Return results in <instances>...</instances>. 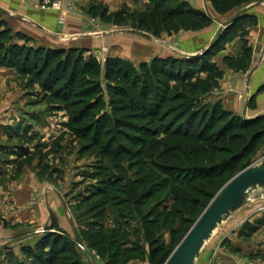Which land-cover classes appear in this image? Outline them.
<instances>
[{"label":"rangeland","instance_id":"374dc122","mask_svg":"<svg viewBox=\"0 0 264 264\" xmlns=\"http://www.w3.org/2000/svg\"><path fill=\"white\" fill-rule=\"evenodd\" d=\"M26 1L30 8L57 12V28L70 29H49L44 37L38 36L41 41L62 34L78 35V38L81 34L87 38L106 35L108 43L113 42L109 44L110 48L102 43L92 52L85 49L89 51L87 55L95 56L104 64L107 58L121 53L118 58L130 61L136 66L151 62L156 57H194L183 55L181 51L188 53L200 48L199 51L204 53L231 23L227 21H233L237 15L244 12L264 14V0H258L232 11L229 15H215L217 18L213 19L211 27L193 30L183 18H164L170 10L174 11L172 14L178 13L183 2L190 3L192 7L198 2L205 6L202 11L216 13L210 1L167 0L163 2L164 8L159 9V20L153 21V29L156 32L150 33L137 27L136 16L144 13L153 0H113V5L119 4L117 8L110 6L105 0H59L60 6L43 5L41 0ZM0 11L4 20H9L8 17L5 19L6 16ZM62 12H65L63 21ZM118 13L120 14L116 17L115 14ZM8 20L6 22L9 24ZM258 31L259 29L255 28L250 31L249 41L254 53L252 65L246 72H237L229 68L224 61V58L237 57L240 51L239 39L228 44L224 51L213 58L220 67L223 78L209 95L203 97L204 103L221 102L228 109L225 102V91L231 88V85L227 86L226 83L228 74H237L245 78V90L236 95V100L242 106H256V97L264 94V91L258 92L260 88L256 90L253 86V83L258 82L256 76L264 75V43L256 40L255 33ZM30 39V45L34 47L70 49L49 47L48 45L52 44L49 43L50 39L45 45ZM56 39L51 38V41L55 43ZM15 42L24 43L17 37ZM198 78L208 80L206 75L198 74ZM173 84L172 87H178L179 91L173 89L171 94H180L183 89ZM207 84L211 85V81ZM196 92L194 94H199L198 90ZM86 100L87 98L82 106L86 104ZM102 101L104 106H108L107 98ZM78 110L46 93L33 76L22 75L0 63V264H10V254L18 256L22 261L26 260L20 252L21 248L33 247L46 234H58L54 222L56 227L63 230L75 243L73 249L80 256L82 264H106V260L102 259L96 250H91V240L85 235L89 231L92 234L102 231L107 235L109 241L114 243L113 252L120 246L123 248V243L138 250L136 253L125 254L117 264L148 263L149 244L145 240V231L136 214V218L129 214L122 219L121 213L126 211L127 214L129 210L125 206L117 205H107L100 212L94 211L93 204L99 201L98 198L83 203L85 198L97 196L95 194L104 188L103 183L110 179L112 182L120 176L127 180L133 179L140 161L135 159L134 155L125 158L115 155L109 157L101 151L102 149L94 147L93 141L76 133L72 128L71 118ZM221 157H227V154ZM167 158L169 156H166V160ZM263 161L264 138L259 141L256 151L241 163H245L242 169L240 164L232 176H225L224 182L216 183L212 189L216 192L212 198L209 197L210 203L241 171L259 166ZM142 162L149 170H155V158ZM162 163L165 164V161ZM118 168H123L124 172ZM206 200L202 198V202ZM154 204L151 202L152 208ZM168 204L171 206L172 203ZM163 205L158 210H161ZM205 209H198L196 221ZM17 212H20L21 219L14 215ZM192 219L189 217V220ZM181 220L176 226V231L165 229L156 234L172 253L189 232L184 235L186 229H191L196 223L182 228ZM4 222L7 226H4ZM87 250L95 252L98 258L95 259ZM195 264H264V189L252 191L244 204L213 232L212 238L206 242Z\"/></svg>","mask_w":264,"mask_h":264},{"label":"trees","instance_id":"16d2710c","mask_svg":"<svg viewBox=\"0 0 264 264\" xmlns=\"http://www.w3.org/2000/svg\"><path fill=\"white\" fill-rule=\"evenodd\" d=\"M46 1L52 5L57 0H41L42 4ZM166 1L153 0L144 13L136 16L137 27L155 33L153 21L159 20V9L164 8ZM209 1L218 15H226L258 0ZM172 13L170 10L164 19L183 18L193 30L214 23L209 14L187 2H183L178 13ZM258 25L255 14L241 13L201 55L156 57L136 66L118 57H109L103 64L95 56L87 55L89 51L85 49L34 47L28 36L14 32L0 11V63L22 75L33 76L46 93L79 109L71 118L72 128L84 139L93 141L94 147L109 157L134 155L140 161L133 179L123 176L113 182L110 179L103 183L104 188L97 196L92 194L83 203L98 198L93 204L94 211L100 212L107 205L125 206L129 213H121L122 219L129 214L139 218L149 244L146 264H165L172 252L156 234L165 229L176 231L181 219L182 228L194 224L198 209H205L209 197L215 194L212 189L216 183L232 176L264 138V115L245 119L221 102L203 101L223 78L213 58L228 44L239 39L240 51L235 58H224L227 66L237 72H246L251 67L254 49L249 35ZM15 37L24 43H16ZM198 74L206 75L208 80L199 79ZM209 81L211 85L207 84ZM172 84L183 91L174 96L172 90L177 91L178 87L173 88ZM196 90L199 94H194ZM263 91L264 84L258 92ZM105 98L108 106L102 101ZM225 154L227 157H221ZM153 158L157 161L153 164L155 170H149L142 161ZM120 171L123 173L124 169ZM202 198L207 200L202 202ZM151 202L155 203L153 208ZM161 205L163 208L158 210ZM53 224L58 234H46L33 247L21 248L24 261L10 254V264H82L73 249L75 243ZM85 235L91 240V250H96L106 264H117L125 254L138 251L123 243V248L120 246L113 252L114 243L102 231L93 234L89 231Z\"/></svg>","mask_w":264,"mask_h":264},{"label":"crops","instance_id":"0c3cea01","mask_svg":"<svg viewBox=\"0 0 264 264\" xmlns=\"http://www.w3.org/2000/svg\"><path fill=\"white\" fill-rule=\"evenodd\" d=\"M105 2L114 8H117L119 6V4H116V3H114L113 5L112 4L113 0H105ZM194 7H196L197 9L205 10L204 8L205 6L203 4H199L198 2L194 5ZM0 10H2L4 15L6 16L5 19H7V17L9 18V20L8 19L7 20L9 21V24L13 28L14 31L23 33L24 35L36 41H40L39 42L40 45L41 44L45 45L46 41L50 39L49 43H52V44H49L48 46L52 48H73V47L78 48L79 47V48L88 49L92 52V50H94V48L97 45L99 46L102 43L104 45L109 46V48H110L109 44L111 43L113 44V42L108 43L109 39L106 35H101L100 37L97 35H94L93 37L91 36L87 38V36H84L82 34L80 35L79 38L76 37L78 35H71V34L63 35L62 34L58 37H51V38H57L55 43L51 41V38L43 42L41 41L42 39H40V37L38 36L41 35L42 37H44V34L46 35V31H49V29L50 30L54 29V31H57V30L69 31L70 30L69 27H64V28L61 27L59 29L57 28V24H56L57 19H58L57 12L49 11V10L48 12H45L47 10L42 11L41 9L38 10L35 8H30L26 0H0ZM250 13H253V12H250ZM208 14L214 20L215 18H217L216 16H219L216 13H208ZM253 14H255L259 18V25L255 28V29H259V31L255 33L256 40L260 41L261 43H264V14L261 15V13L259 12H256ZM226 15H229V13ZM222 16H225V15H222ZM231 21L232 19L227 22H231ZM47 36L50 37L51 35L47 34ZM66 36H70V37H66ZM251 39L252 38L250 37V40ZM95 40H99V41H95ZM211 41H213V38ZM252 42H254L253 39H252ZM112 50L115 51L116 49H112ZM199 50L200 48L196 50H192L188 53H185V51H181V53L187 56L189 55L196 56V55L202 54ZM114 56L121 57V53H116L114 54ZM228 76L229 78L226 83H227V86L231 85V88L229 89H232V90H229L227 88V90L225 91L226 92L225 102L228 105V109L233 111L235 114L244 117L245 119H254L259 116L264 115V94H260L258 95V97H256L255 107L250 108L249 104H247L246 106H242L240 105L239 101L236 100V97H237L236 95L245 90V78L237 74H228ZM256 78L258 82L256 84L253 83V86H255V88H257L256 90H258V88H260L264 84V75L256 76ZM224 87L226 86L224 85ZM36 214H37V210H35V216ZM14 215H16L17 219H18V216L20 217L19 219L22 218V216L20 215V212H17ZM25 215L27 216L28 214H26L25 212Z\"/></svg>","mask_w":264,"mask_h":264},{"label":"water","instance_id":"95a60500","mask_svg":"<svg viewBox=\"0 0 264 264\" xmlns=\"http://www.w3.org/2000/svg\"><path fill=\"white\" fill-rule=\"evenodd\" d=\"M264 189V161L234 177L205 209L165 264H195L213 232L239 209L252 191Z\"/></svg>","mask_w":264,"mask_h":264},{"label":"built area","instance_id":"2783aa9c","mask_svg":"<svg viewBox=\"0 0 264 264\" xmlns=\"http://www.w3.org/2000/svg\"><path fill=\"white\" fill-rule=\"evenodd\" d=\"M59 0H57L56 2H54L52 5H55V6H60V4H61V1H59ZM43 5H49V2L48 1H46ZM43 8H45V6H43ZM64 15H65V12H62V21L64 20ZM88 251V253L90 254V255H92L95 259L96 258H98V256L95 254V252H92V251H90V250H87Z\"/></svg>","mask_w":264,"mask_h":264}]
</instances>
